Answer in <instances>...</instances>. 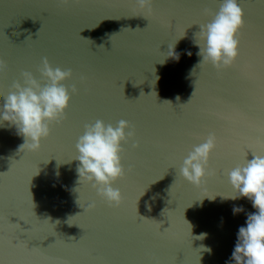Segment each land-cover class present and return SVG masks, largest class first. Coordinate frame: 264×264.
Instances as JSON below:
<instances>
[{
	"label": "water",
	"instance_id": "1",
	"mask_svg": "<svg viewBox=\"0 0 264 264\" xmlns=\"http://www.w3.org/2000/svg\"><path fill=\"white\" fill-rule=\"evenodd\" d=\"M221 3L154 0L148 12L136 0H0V58L8 65L0 105L23 72L43 82L45 57L73 72L63 82L72 96L67 119L52 125L39 151L20 150L24 138L0 121V264L230 260L239 228L257 211L247 198L231 199L227 173L264 155V0H239V56L217 71L202 63L195 41L204 43L196 34ZM174 44L179 61L167 56ZM97 119L135 127V139L122 145L126 176L112 185L119 206L79 183L76 143ZM210 133L214 174L196 187L180 168ZM234 206L244 211L234 215Z\"/></svg>",
	"mask_w": 264,
	"mask_h": 264
},
{
	"label": "clouds",
	"instance_id": "2",
	"mask_svg": "<svg viewBox=\"0 0 264 264\" xmlns=\"http://www.w3.org/2000/svg\"><path fill=\"white\" fill-rule=\"evenodd\" d=\"M71 2L72 0H61L65 5ZM153 2L154 0H136L140 9L148 12L152 11ZM244 17L245 12L239 0H223L213 19L205 25H200L196 36L204 43L201 44L197 39L195 43L199 46L197 55L202 57V63H210L217 71L235 64L240 46L237 37L246 27ZM187 55L191 56L192 53L188 51ZM167 56L179 61L180 54L176 52L175 44L169 47ZM7 67V62L0 58V72L6 71ZM39 72L43 82L31 72H23V84L16 81L13 90L0 105V121L14 126L17 134L25 140L20 150L39 151L42 141L51 136L52 125L67 119V110L72 99L69 89L63 83L73 77L71 69L54 68L45 57ZM71 92H78L75 84L72 85ZM135 137L134 125L126 120H120L113 126L97 119L94 123L85 125L84 134L76 143L79 155L74 160L79 161V183H90L109 205L119 206L123 202L121 191L112 185L126 176L121 156L125 149L122 145ZM133 146L139 147V143ZM216 147L217 137L214 133H210L205 142L194 145L180 168L182 177L192 185L200 187L206 177L214 174L210 171V159ZM227 175L236 192L231 199L247 198L257 211L248 213L246 227L239 228L238 241L230 260L225 264H264V155L253 154L252 159L246 158L244 165L232 168ZM88 207L94 208L95 204H89ZM243 211L242 207H233L234 215ZM189 225L192 229L190 223ZM205 236L206 234H201L196 238L203 239ZM204 250L211 253L210 248Z\"/></svg>",
	"mask_w": 264,
	"mask_h": 264
}]
</instances>
